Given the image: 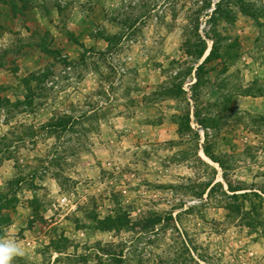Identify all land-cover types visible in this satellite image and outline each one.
I'll use <instances>...</instances> for the list:
<instances>
[{
	"label": "rangeland",
	"instance_id": "374dc122",
	"mask_svg": "<svg viewBox=\"0 0 264 264\" xmlns=\"http://www.w3.org/2000/svg\"><path fill=\"white\" fill-rule=\"evenodd\" d=\"M81 2L87 33L47 31L40 90L0 104V193L49 225L13 264H264V0Z\"/></svg>",
	"mask_w": 264,
	"mask_h": 264
},
{
	"label": "crops",
	"instance_id": "0c3cea01",
	"mask_svg": "<svg viewBox=\"0 0 264 264\" xmlns=\"http://www.w3.org/2000/svg\"><path fill=\"white\" fill-rule=\"evenodd\" d=\"M54 1L55 0H0V16L3 18L0 22V91L7 90L6 93H0V100L5 101L10 99L12 101V89H21L20 81L22 82L25 79H29L28 81L30 84L28 87L31 91L33 93H38L42 83L40 77L48 71L45 66V58L49 56L46 54L44 45L47 31L52 33L50 37L52 45L48 48L49 51L52 52L60 51L58 49L65 52L71 50V42L68 39L72 36L70 33L78 30V32H76V36L78 37L87 33L86 29L82 27V21L87 19L86 14H80L77 18L73 16L77 8L83 11L82 0H67L74 1L73 4H69L66 0H59L58 8H55ZM17 10L20 12H17ZM48 10L51 12L52 16L48 13ZM48 14L50 15L49 19H47ZM74 15H76V13H74ZM58 21H62L63 23L59 27H55ZM78 25H81V27L79 28ZM61 41L64 42L65 45L58 48L56 43ZM91 45L92 46L86 49L90 50L92 49L91 47L96 48L97 45L100 47L99 43L95 41L91 42ZM102 51L104 52V50ZM75 61H77V59ZM77 63H79V61H77ZM84 83L85 81L82 82L83 87L87 88V86H90V82H87V86L84 85ZM22 90H24V87ZM4 95L6 99H2ZM11 103L14 102L12 101ZM17 121L18 119H14L11 123L14 124ZM7 126L5 117H3L0 120V128H6ZM12 162L13 161L10 160L2 163L0 171L3 167H6L4 166L5 163L10 165ZM14 165L15 164H13V167H7L9 172L6 176L11 174ZM0 178V184H2V174H0ZM48 185L51 191L54 190V187L58 188L55 181H49L44 187ZM37 191L38 190L31 191L30 193ZM40 192L43 191H39V193ZM33 199L34 196L27 198V200H25L26 204L29 206L30 200ZM28 206H26L27 210L33 212L35 208L30 210L31 207L28 209ZM21 210L22 211L18 212H8L10 214H8V217H10L11 223H14L13 237L10 238V240L18 243L24 249L25 256L22 258H26L27 255L31 254L28 248L31 245L35 247L37 241H40L38 239V235L40 236V234L36 235V233L42 229L48 228L49 225L41 219L39 222L36 219V215L31 217L27 216L28 214L25 209ZM19 232H22L21 235ZM29 234L36 236V238L31 240L32 236ZM47 245H50V242Z\"/></svg>",
	"mask_w": 264,
	"mask_h": 264
},
{
	"label": "trees",
	"instance_id": "16d2710c",
	"mask_svg": "<svg viewBox=\"0 0 264 264\" xmlns=\"http://www.w3.org/2000/svg\"><path fill=\"white\" fill-rule=\"evenodd\" d=\"M213 50H215L214 48H213ZM204 52H205V50H202V52L200 53V57L202 58L203 57V55H204ZM46 54L49 56V55H52L51 53H49V52H46ZM205 63H207V61L205 62ZM199 72H202V68H199L198 69V71H197V74L199 73ZM201 80H200V77H198V82H197V84L195 85V88H199L200 87V82ZM2 103V100H0V104ZM200 113H199V111L198 110H196L195 111V116H196V118L197 119H199L200 120ZM61 123L59 124V125H50L49 127H47V129H46V131L47 132H50L51 130H53V129H56V130H63V131H65V132H67V131H69V129L68 128H70V127H73V123H74V120L73 119H71V118H66V119H64L63 121H60ZM203 122H205V121H203ZM2 166V164H1V162H0V167ZM57 182H58V180H57ZM229 192L230 193H232V194H237V193H241V191H233V190H229ZM8 198H7V196L3 193V192H1L0 193V225L1 224H3V223H6L7 221L9 222V220H8V218H7V216H4V213L5 212H10L11 211V207L10 206H8ZM102 225H106V227L103 229V230H101L102 232H104V231H109V230H111V229H113L115 226H116V221H114V219H106L103 223H101ZM8 225V224H7ZM100 231V230H99ZM4 237V236H3ZM2 237V235H0V238H3Z\"/></svg>",
	"mask_w": 264,
	"mask_h": 264
},
{
	"label": "clouds",
	"instance_id": "9594fccd",
	"mask_svg": "<svg viewBox=\"0 0 264 264\" xmlns=\"http://www.w3.org/2000/svg\"><path fill=\"white\" fill-rule=\"evenodd\" d=\"M24 256L25 251L18 243L0 238V264H13L14 260Z\"/></svg>",
	"mask_w": 264,
	"mask_h": 264
},
{
	"label": "built area",
	"instance_id": "2783aa9c",
	"mask_svg": "<svg viewBox=\"0 0 264 264\" xmlns=\"http://www.w3.org/2000/svg\"><path fill=\"white\" fill-rule=\"evenodd\" d=\"M68 71H70V69H68ZM54 80H55V78H51V80L48 81V83H47V87H48V88H52V87L55 86V82H54Z\"/></svg>",
	"mask_w": 264,
	"mask_h": 264
}]
</instances>
